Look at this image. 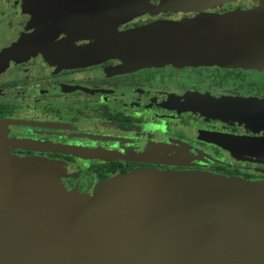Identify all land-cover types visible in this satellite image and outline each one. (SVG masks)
Wrapping results in <instances>:
<instances>
[{"label":"flooded vegetation","instance_id":"1","mask_svg":"<svg viewBox=\"0 0 264 264\" xmlns=\"http://www.w3.org/2000/svg\"><path fill=\"white\" fill-rule=\"evenodd\" d=\"M61 2L0 0V155L55 163L66 192L90 199L111 179L147 168L264 185V158L252 156L264 155V108L253 105L264 92L250 81L251 69L118 73L117 57L65 66L64 53L114 25L137 30L153 23L145 17L171 12L140 0H86L68 10ZM208 102L223 114H205ZM226 139L241 157L222 146Z\"/></svg>","mask_w":264,"mask_h":264},{"label":"water","instance_id":"2","mask_svg":"<svg viewBox=\"0 0 264 264\" xmlns=\"http://www.w3.org/2000/svg\"><path fill=\"white\" fill-rule=\"evenodd\" d=\"M85 1L61 5L68 10ZM151 34L157 36L136 46ZM262 49L264 6L234 17L112 33L69 49L61 62L86 66L133 51ZM253 105L264 108V102ZM57 172L40 158L0 156V264H264V185L259 192L194 171H168L147 181L117 177L90 199L66 192ZM225 186L224 200L208 201Z\"/></svg>","mask_w":264,"mask_h":264},{"label":"rangeland","instance_id":"3","mask_svg":"<svg viewBox=\"0 0 264 264\" xmlns=\"http://www.w3.org/2000/svg\"><path fill=\"white\" fill-rule=\"evenodd\" d=\"M130 1V0H129ZM142 5L140 7L148 8L149 5L156 6L157 9H162L163 11H170L171 14H160L156 15L155 18L146 19L144 22L151 21L153 23L147 24L142 28L152 26L159 23H186V22H203L216 18L222 17H234L237 15H242L251 12L255 9L264 6V0H140ZM257 6V7H255ZM152 7V6H151ZM255 7V8H254ZM153 10V9H152ZM130 31H134L132 25L117 26L114 25L111 29V33L123 34ZM157 34H151L141 41L136 43L139 47L146 42H149L155 38ZM239 52V53H238ZM118 62L113 66L114 72L125 73L135 69L148 68V67H163L172 65L174 68H184L193 69L199 68L201 66H215V67H230V68H244L251 69V79L250 81L256 82L259 89L257 91L264 92V49L251 51H190L163 55H151V54H141V55H121L118 56ZM166 69V68H165ZM209 81V80H208ZM183 92V91H182ZM179 93H181L179 91ZM189 105L194 104L192 101H186ZM214 103L208 102L204 103L203 107L204 113L207 115L213 114H223V111L217 110L212 105ZM222 146L233 152V156L240 155L234 147L233 140H225ZM1 156V155H0ZM255 158H264V155H252ZM20 158V157H17ZM44 160V159H43ZM177 162L184 161L182 157H176ZM47 161V160H46ZM56 165L58 172V180L60 182L61 174H63V169ZM168 172V170L163 171ZM161 171H154L152 169H140L132 172L130 175H137L144 181L148 180L150 174H159ZM114 179V178H113ZM111 179V181L113 180ZM231 182L237 185H241L242 182L238 180L231 179ZM61 183V182H60ZM262 185H253L252 189H258ZM64 188V187H63ZM224 188H218L213 192L212 195L216 199L222 200ZM74 193V192H70Z\"/></svg>","mask_w":264,"mask_h":264},{"label":"bare ground","instance_id":"4","mask_svg":"<svg viewBox=\"0 0 264 264\" xmlns=\"http://www.w3.org/2000/svg\"><path fill=\"white\" fill-rule=\"evenodd\" d=\"M158 46H159L158 44H157V45H156V44H153L151 47H152V48H156V47H158ZM156 49H157V48H156Z\"/></svg>","mask_w":264,"mask_h":264}]
</instances>
